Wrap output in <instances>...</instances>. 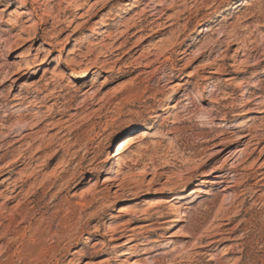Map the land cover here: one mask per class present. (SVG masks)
Returning a JSON list of instances; mask_svg holds the SVG:
<instances>
[{
	"label": "rangeland",
	"instance_id": "rangeland-1",
	"mask_svg": "<svg viewBox=\"0 0 264 264\" xmlns=\"http://www.w3.org/2000/svg\"><path fill=\"white\" fill-rule=\"evenodd\" d=\"M0 70V264H264V0H0Z\"/></svg>",
	"mask_w": 264,
	"mask_h": 264
},
{
	"label": "bare ground",
	"instance_id": "bare-ground-1",
	"mask_svg": "<svg viewBox=\"0 0 264 264\" xmlns=\"http://www.w3.org/2000/svg\"><path fill=\"white\" fill-rule=\"evenodd\" d=\"M80 9V7H78V5H77V8H76V10H79ZM154 12H156V11H154ZM68 16H72L73 18H80V16H78V13L77 14H71V15H68ZM85 23V21H82L81 23H78L77 24V26L73 29V31H72V35H74V34H76L80 29H81V27L83 26V24ZM94 32H95V30H94ZM93 32V33H94ZM197 32H201L200 31V29H198L197 30ZM52 54V53H51ZM50 53H45L44 54V56H42L41 58V61L40 62H42V63H45V62H47L48 60H49V58L51 57L50 55H51ZM34 58L33 59H38L39 57H38V55H35V56H33ZM19 68V67H18ZM51 69H52V72L51 73H53V74H55V75H58L59 77H61V78H66V77H68V76H70V72L66 69V68H64V67H62L61 65H58L57 63H54V64H52V66H51ZM1 71V70H0ZM2 72V71H1ZM14 73H15V71H14ZM12 75V74H11ZM190 76V75H189ZM85 77V74H83V75H81L80 77H79V79H82V78H84ZM3 78V77H2ZM5 80L6 79H1V83H4L5 82ZM69 82V81H68ZM47 86V85H46ZM251 93V92H250ZM260 98V96L259 95H257V96H255L252 100H250V101H248V102H251V101H256V104L257 103H259V102H257L258 101V99ZM22 99V98H21ZM24 99V98H23ZM8 100V99H7ZM250 104V103H249ZM171 108H175V106L171 103L170 105H169ZM159 118V115H156V118L154 119V121L155 120H157ZM15 130V129H14ZM11 131V130H10ZM251 131H252V128L250 127V128H248L247 129V133H243V134H241L240 136H239V138L240 139H242V138H246V137H248L249 139H248V143L250 144V143H252L251 145H257V144H259V142L258 141H256L255 142V137H256V135L255 136H251ZM253 132H255V131H253ZM255 134V133H254ZM250 136V137H249ZM238 138V139H239ZM258 140H260V139H258ZM5 145V144H4ZM2 147V146H1ZM220 150L218 149V151H217V154H218V152H219ZM238 152H239V150H238ZM20 159V158H19ZM15 160V159H14ZM13 163V162H12ZM6 168V167H5ZM233 168V167H232ZM0 170H4V167H1L0 168ZM232 170V175H231V178H230V180H220V182H223V183H227L228 184V186L227 187H231L234 183H235V180H236V177L238 176V175H240L238 172H237V168H233V169H231ZM249 175V174H248ZM248 175H241L243 178L244 177H247ZM259 176H260V178L257 180V181H264V176H262V174H259ZM217 178H219V177H223V176H219V175H217L216 176ZM230 177V176H229ZM237 178H239V177H237ZM226 179V178H225ZM248 179V178H247ZM116 180H118V179H114V181H116ZM248 181V180H247ZM4 184H7V190L9 189V192L7 193V194H4V198H5V201L6 202H9V201H11V200H14V199H16L17 198V196L20 194V190L18 191V189L19 188H21L22 186H23V183L21 184V185H19L18 183H15L14 181H10V177H7V178H5V179H3L2 180V182L0 183V186H2V185H4ZM239 184V183H238ZM116 186H120V184H117ZM225 190V189H224ZM86 191V190H85ZM247 196V195H246ZM245 200V199H244ZM247 200V199H246ZM20 207V206H19ZM156 212H158L159 213V215H158V217L157 218H160V219H163L164 221H162L163 223H166V222H169V218L168 217H164V215H163V213H162V211H156ZM2 224V222L0 223V225ZM4 224V223H3ZM2 228V227H1ZM169 228V227H168ZM133 230V228H123V229H121V232H123V233H127V232H131ZM115 233V232H114ZM117 233V232H116ZM122 233V234H123ZM221 233V232H220ZM219 233V234H220ZM114 235V234H113ZM129 235H131V234H129ZM200 240V239H199ZM199 240H197V241H199ZM196 241V242H197ZM216 241L215 240H212V241H209V244H214ZM127 244H129V241H127L124 245L125 246H127ZM199 244V243H198ZM208 244V245H209ZM199 245H201V244H199ZM198 245V246H199ZM200 250V249H199ZM121 253H120V256L121 257H124V256H128L129 255V250L128 249H122L121 251H120ZM214 260V258L213 257H211L210 258V262L211 261H213Z\"/></svg>",
	"mask_w": 264,
	"mask_h": 264
}]
</instances>
